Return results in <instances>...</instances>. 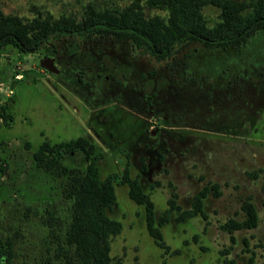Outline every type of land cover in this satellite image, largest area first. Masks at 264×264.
I'll list each match as a JSON object with an SVG mask.
<instances>
[{"label": "rangeland", "instance_id": "obj_1", "mask_svg": "<svg viewBox=\"0 0 264 264\" xmlns=\"http://www.w3.org/2000/svg\"><path fill=\"white\" fill-rule=\"evenodd\" d=\"M87 1L0 0V7L27 17L42 7L80 15ZM92 1L120 8L136 0ZM149 11L168 17L166 9ZM203 14L212 21L219 9L208 4ZM48 56L59 68L55 75L41 64ZM88 125L83 136L91 154L101 156V178L116 175L117 205L109 214L122 228L111 237L110 253L119 264L264 261V31L224 47L187 42L165 58L115 33L63 34L28 52L1 48L0 237L14 238L12 264H64L48 258L55 234L70 221L71 178L38 166L34 152L42 141L76 137ZM57 154L66 166L87 164L82 149ZM126 174L139 180L156 215L170 196L183 210L209 186L206 217L172 218L160 228L165 247L158 245L143 206L128 194ZM247 201L257 224L228 231L227 221L246 216Z\"/></svg>", "mask_w": 264, "mask_h": 264}, {"label": "trees", "instance_id": "obj_2", "mask_svg": "<svg viewBox=\"0 0 264 264\" xmlns=\"http://www.w3.org/2000/svg\"><path fill=\"white\" fill-rule=\"evenodd\" d=\"M139 1L119 8L88 0L82 5L80 15L63 12L58 16L43 7L36 9L31 17L4 13L0 7V49L13 45L28 52L39 49L48 39L63 34L115 33L130 39L140 51L165 58L187 42L202 40L209 46L224 47L241 44L264 31V0ZM208 4L218 7V19L211 21L205 17L203 6ZM151 8L166 9L168 17L151 13ZM1 109H5L4 104H1ZM5 117L12 118V115L8 113ZM93 147L85 136L80 135L53 144L44 140L34 152L38 166L52 171L56 176L70 175L71 178L66 186L67 195L72 197L70 221L64 229L61 228L60 234H55L57 243L55 252L48 258L50 263L59 258L64 264H119L110 253L111 237L122 228L121 221L109 214L117 205L112 179L116 175L101 178L98 161L101 156L91 154ZM76 149L86 153L87 164L81 170L64 165L62 156L59 159L60 154H57ZM123 181L129 185V196L143 206L147 230L160 246L165 247L160 228L172 218L182 221L197 214L206 217L204 200L210 191L207 185L193 196L191 207L182 210L174 196H170L169 205L156 215L154 202L139 180L126 174ZM243 208L246 216L240 220L227 221L225 228L228 231L257 224L254 204L247 201ZM13 239L0 237V264H12L15 254ZM226 263L237 264L235 260H226ZM258 264H264V261Z\"/></svg>", "mask_w": 264, "mask_h": 264}, {"label": "water", "instance_id": "obj_3", "mask_svg": "<svg viewBox=\"0 0 264 264\" xmlns=\"http://www.w3.org/2000/svg\"><path fill=\"white\" fill-rule=\"evenodd\" d=\"M42 66L48 70L51 74L55 75L59 68L55 65L53 57H45L41 61Z\"/></svg>", "mask_w": 264, "mask_h": 264}, {"label": "crops", "instance_id": "obj_4", "mask_svg": "<svg viewBox=\"0 0 264 264\" xmlns=\"http://www.w3.org/2000/svg\"><path fill=\"white\" fill-rule=\"evenodd\" d=\"M52 87H54V89H55V87L58 88V85H57V84H54V85H52ZM46 88H50V87L48 86V87H46ZM49 91L51 92V94H52V92H54L53 90H50V89H49ZM61 110H62V109H61ZM58 114H62V113L59 112ZM89 130H91V128H90V126L88 125L87 128L83 130V132H85V133H80V134L77 135V136H80V135H87V133H88ZM55 142H56V141H55ZM57 142H59V141H57Z\"/></svg>", "mask_w": 264, "mask_h": 264}]
</instances>
